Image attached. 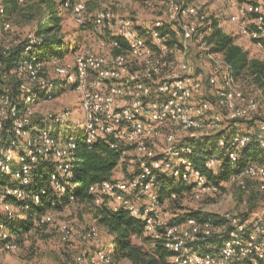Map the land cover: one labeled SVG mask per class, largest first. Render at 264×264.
<instances>
[{
	"label": "built area",
	"instance_id": "obj_1",
	"mask_svg": "<svg viewBox=\"0 0 264 264\" xmlns=\"http://www.w3.org/2000/svg\"><path fill=\"white\" fill-rule=\"evenodd\" d=\"M58 1L63 9L72 13L88 38L98 37V47L78 45L70 63H62L56 56L39 60L33 44L40 38L34 33L26 37L19 68H6L0 58L2 84L11 75L23 79L18 85L21 92L18 100L0 86V145L1 134L10 131L6 128L8 121L12 123L14 143L28 137L23 146L25 155L0 146V170L13 173L21 184H30L31 163L54 153L62 159L58 167L69 171L74 142L65 143L54 137L52 126L39 129L33 123V107L40 94L52 99L56 86L72 85L79 93L84 110L88 142L106 140L121 152L122 158L133 156L130 161L137 164L136 171L127 178L92 185L90 190L96 194V205L116 208L111 206L112 200L133 216L143 218L146 233L163 241L173 252L172 260L176 264H264V212L253 218L235 211L215 212L227 220L226 225H216L211 219L200 222L194 217L183 224H168L160 212V185L157 184L163 173L192 185L190 195L194 198L219 193L228 185L249 193L253 183L264 192V161H248L241 170H236L239 154L250 143L251 134L231 133L229 128L225 129L227 122L259 114L257 98L249 95L244 87L247 80L253 78L237 76L233 65L215 51L213 42L208 39L211 30L208 13L185 0H164L165 19L141 25L112 6L90 12L91 0ZM215 1L228 8L230 22L242 35L264 48V0ZM0 20L1 28L10 33L2 49L5 54L19 38L13 36L8 18L3 16ZM175 40L179 54L173 44ZM48 66H52L56 78L60 79L58 83L47 74ZM201 94L203 98L199 99ZM22 104L26 105V110L18 116ZM66 115L49 114L47 123L62 125ZM259 129L258 147L264 152V117ZM182 134L185 142L179 143ZM162 136H165L163 150L158 142ZM188 140H216L235 169L230 170L227 179H219V174L224 172L221 153L199 154L187 144ZM36 146L40 147L35 149ZM16 156L21 166L13 171L8 163L16 160ZM190 156L203 157L206 169L214 175L219 173L218 180H210ZM57 187L64 190L61 185ZM134 194L148 199L139 205L131 198ZM8 195L29 196L20 186H7L0 191V204L9 213L14 208L4 203ZM34 198L39 202V196ZM37 225L56 227L63 244L73 241L74 229L66 223L57 224L51 213L44 214ZM215 234L220 243L208 242L207 238ZM0 237L8 238L1 219ZM82 237L86 248L75 257L76 264H123L114 260L102 246L104 241L97 226L90 227ZM1 247L19 248L13 241H5Z\"/></svg>",
	"mask_w": 264,
	"mask_h": 264
},
{
	"label": "trees",
	"instance_id": "obj_2",
	"mask_svg": "<svg viewBox=\"0 0 264 264\" xmlns=\"http://www.w3.org/2000/svg\"><path fill=\"white\" fill-rule=\"evenodd\" d=\"M185 1L192 2L193 0ZM19 3L18 0H13V7L16 8ZM40 3L47 8L49 17L35 31L40 40L33 44V48L34 53L38 56L37 59L48 60L54 56H62L69 48V44L65 42L62 32L64 16L59 8L60 2L58 0H40ZM207 22L211 28L208 35L209 41L213 42L215 51L221 53L233 65L236 75L241 77L250 75L254 81L264 86V62L250 58L249 51L237 42L238 37L236 35H231L225 31L216 14H212ZM26 44L27 38H19L18 43L13 45L5 54L0 51V58L3 59L6 68H19V57L24 52ZM11 77L19 78L15 75H11ZM18 85L11 91V95L16 100L21 96ZM69 88L73 89L74 87L72 85L56 86L52 96L56 97ZM47 97L40 94L38 100ZM20 109L18 116L25 112L26 105L22 104ZM263 117L260 116L259 111L257 116L250 119L233 122H247L257 119L261 121ZM33 123L39 129L52 126L53 136L59 138L61 142H74L75 147L71 149L70 154L71 166L68 172L63 168H59L58 164L62 159L54 153H51L48 158L39 157L37 162L31 163L30 184H21L13 173L0 170V191H4L7 186H20L29 194L26 198L8 195L5 199L4 203L9 204L16 210L11 213L8 211L5 213L0 212V219L5 222L6 232L8 233V238L0 237L1 245L5 241H13L18 246H22L31 233L44 228L37 225V221L44 214L50 211H63L74 203H88L96 211L97 223L104 226L109 234L114 236L109 248L105 247L114 260L127 261L130 264H176L172 260L173 252L165 247L163 241L154 239L146 233V224L143 218L133 216L121 205L114 208L105 205L99 206L94 203L96 194L90 188L92 185L115 179V172L122 159L119 150L113 148L106 140L100 139L88 142L85 130L81 133L68 135L59 132L61 125L58 123H47L35 119ZM6 128L10 131H4L1 134L0 146L20 155H25L23 147L14 143L15 135L10 121L7 122ZM233 128L235 126L229 128L231 133L237 131L236 129L232 130ZM259 135H251L250 143L239 154L240 160L236 170H241L248 161H264V152L259 151L258 147ZM187 144L192 146L199 154L221 153L224 172L222 171L219 174V179H227L230 170L235 169L225 155V150L218 146L216 140H188ZM190 158L197 167L205 172L210 180H214L213 173L207 170L204 165L203 157L190 156ZM8 164L13 171L18 170L21 166V164L17 166L15 160H11ZM159 178L161 180L160 189L158 190L159 204L165 206L172 203L175 204L176 209L185 211L168 221V224H183L189 217H194L200 222L211 219L216 225L227 224V220L215 212L202 211L201 209L184 210L185 208L181 205V202L190 194L192 185L175 180L168 173L161 174ZM57 185L63 186L64 190H60ZM36 195L39 196V202L34 198ZM256 196V191L251 190L249 200H246V204H249L250 208L256 207V204H254ZM243 216H247V214ZM136 239H140L141 243H148L149 249L147 250L142 245L137 244ZM207 241H218L220 243L221 240L215 234L207 238ZM199 245L203 246L202 243Z\"/></svg>",
	"mask_w": 264,
	"mask_h": 264
},
{
	"label": "rangeland",
	"instance_id": "obj_3",
	"mask_svg": "<svg viewBox=\"0 0 264 264\" xmlns=\"http://www.w3.org/2000/svg\"><path fill=\"white\" fill-rule=\"evenodd\" d=\"M13 0H0V17L8 18L13 27L12 34L15 38H26L29 34H34L39 28L41 23H44L49 17L47 8L41 5L40 0H26L23 3L17 4L14 8L12 4ZM191 3L200 6L208 13V18L212 14H217L220 24L224 29L233 28L234 24L230 22L229 10L227 7L219 5L215 0H193ZM164 0H91L89 3V11L94 12L104 6H112L120 14L130 16L141 25H150L158 19H165ZM60 11L64 16L63 20V35L64 40L69 44V48L66 49L62 56H58L62 63H70L74 60V48L81 44L92 45L94 48L98 47V37L88 38L86 36L83 27L79 26L70 11L63 9L60 5ZM44 25V24H43ZM231 35H236L237 40L243 44V47L249 51L250 58L259 59L264 62V48L256 45L253 41L240 33L238 27L232 32ZM10 35L9 32H5L1 28L0 20V51L4 48L5 38ZM240 39V40H239ZM239 43V44H240ZM177 54H179V45L177 40L173 41ZM52 66H48L47 74L50 77L55 78L56 82H59V78H56L53 73ZM20 78L19 75H15ZM250 75L242 77V79L250 78ZM16 77L7 78V82L0 86L11 94V91L16 85H18L23 79ZM247 93L257 98L260 106V116L264 115V86L259 82L257 83L253 79H248L244 84ZM207 95L210 97L212 92L210 88L207 89ZM203 95L199 97L202 99ZM34 119L49 122L47 117L49 114H67L63 121V124L59 128V132L63 134L81 133L85 130V117L84 110L79 101V93L74 89L69 88L58 94V96L52 99H39L34 107ZM232 130L246 131L251 135L260 134V119L253 121L242 122H227L225 129L234 127ZM182 134L181 142H185ZM28 137L20 138L19 145L23 147L26 145ZM161 150L165 147V136L159 139ZM40 146H36L38 148ZM164 155H160L162 158ZM131 157H125L121 159L120 165L115 172V178H127L133 171H136V162H131ZM16 165L20 164L18 157L16 156ZM216 175L213 174L214 180H218ZM169 175V174H168ZM170 176V175H169ZM162 178V177H161ZM161 183L158 179L159 186ZM251 190H255L257 196L254 198L256 207L250 208L249 204H246V200H249ZM131 198L139 205L144 204L147 201V196L140 194H134ZM175 204H169L161 207V215L163 220L170 221L172 218L182 214L183 209H176ZM181 205L184 210L190 209H204L209 212H224L235 211L240 214H247L249 217L261 216L264 212V192H259L254 184L250 185L249 193H245L239 188L230 187L229 185L223 186L219 193L212 195H205L201 198H194L190 194L184 198ZM111 206H118L111 200ZM16 210V209H14ZM7 208L0 205V212L5 213ZM57 224L66 223L70 225L75 235L71 244H63L60 241V233L54 226L44 227L33 233H31L24 242L19 246L17 250L3 249L0 244V264H76L75 257L85 250V242L82 237L90 227L97 226L100 229L101 239L104 241L102 246L109 248L113 235H110L108 230L97 223L95 214L96 211L91 204L88 203H74L71 206L65 208L60 212L50 211ZM136 243L142 245L145 249H149L148 243H141L140 239H136ZM123 264H130L124 261Z\"/></svg>",
	"mask_w": 264,
	"mask_h": 264
},
{
	"label": "crops",
	"instance_id": "obj_4",
	"mask_svg": "<svg viewBox=\"0 0 264 264\" xmlns=\"http://www.w3.org/2000/svg\"><path fill=\"white\" fill-rule=\"evenodd\" d=\"M233 28H231V29H225V31L227 32V33H229V32H232L234 29H236V26L234 25V26H232ZM240 40V39H239ZM237 42L238 43H240L238 40H237ZM241 44V43H240ZM241 45H243V44H241ZM192 59V58H191Z\"/></svg>",
	"mask_w": 264,
	"mask_h": 264
}]
</instances>
